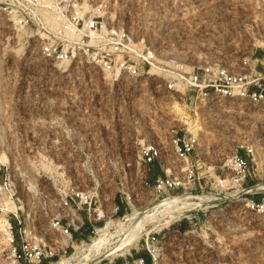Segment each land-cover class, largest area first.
Masks as SVG:
<instances>
[{"label":"rangeland","instance_id":"1","mask_svg":"<svg viewBox=\"0 0 264 264\" xmlns=\"http://www.w3.org/2000/svg\"><path fill=\"white\" fill-rule=\"evenodd\" d=\"M107 1L108 23L155 48L163 64L190 71L213 61L239 67L251 58L252 67L264 73V9L258 0ZM27 30L22 34L0 16V223L18 210L31 239L49 241L65 194L90 191L98 196L92 222L74 236L67 253L50 261L78 256L77 247L98 236L94 228L164 199L146 189L151 172L136 157L143 146L155 145L168 154V166L157 162L155 177L179 169L168 140L175 127L199 139V174L206 186L198 196L211 200L184 216L191 219L152 232L161 239L162 264H264V209L251 210L246 200L264 207V106L218 100L195 109L185 105L181 88H167L173 79L164 71L114 82L85 58L51 63ZM245 147L257 158L251 177L242 187L219 184L217 176ZM249 188L252 194H240ZM8 200L16 210L5 215ZM5 233L0 224V264H15ZM144 246L131 254L148 258Z\"/></svg>","mask_w":264,"mask_h":264},{"label":"built area","instance_id":"2","mask_svg":"<svg viewBox=\"0 0 264 264\" xmlns=\"http://www.w3.org/2000/svg\"><path fill=\"white\" fill-rule=\"evenodd\" d=\"M258 1L264 9V0ZM109 6L107 0H0V16L17 31L22 28L31 29L39 43V53L45 61L68 63L85 58L114 82L124 77L140 78L158 66L161 71L169 72L173 79L168 82L167 88L177 91L179 83L183 102L192 108L218 100L264 106V73H258L252 67L251 58L243 59L239 67L213 61L201 67H193L190 71L183 65L163 64L155 48L136 42L122 26L108 23ZM255 60L260 61L262 58ZM168 140L179 169L167 168L162 175L155 177L152 184L147 181L146 189L151 190L158 199L175 193L195 198L204 192L206 186L204 177L199 174V139L190 130L182 131L172 127L168 130ZM167 156L166 150L149 145L141 148L136 160L150 173L151 166L157 162L168 166ZM254 160L255 151L252 147H245L244 154L236 153L226 173L217 176L219 184L230 181L239 187L244 186L246 179L251 177ZM251 192L253 188L243 189L240 194L248 195ZM133 197L137 202L141 201L138 195ZM246 200L251 210L264 209L263 205L254 200ZM97 202V194L90 191H68L61 199L58 213L52 220L51 230L55 237L49 241L31 239L24 227L22 215L16 210L12 214L13 219L6 218L8 226L4 234L7 252L13 262L52 264L50 260L58 253H67L68 244L74 243L75 235H82L87 220L92 222V215L98 209ZM184 218L189 220L192 216L183 217L178 222ZM94 230L91 232L97 234L98 229ZM64 239H68V243ZM141 242L145 245L148 258L130 254L104 259L99 264H162L159 234L150 233Z\"/></svg>","mask_w":264,"mask_h":264},{"label":"bare ground","instance_id":"3","mask_svg":"<svg viewBox=\"0 0 264 264\" xmlns=\"http://www.w3.org/2000/svg\"><path fill=\"white\" fill-rule=\"evenodd\" d=\"M18 31L22 34L28 33L27 28H22ZM151 71L159 73L161 68L154 66ZM162 73L168 77L170 75L169 72ZM179 85L177 83V86ZM177 109L180 112L183 111L179 107ZM256 188H262L261 184ZM210 200L209 195L203 194L195 198L182 195L168 196L158 200L142 211L137 210L133 214L125 215L123 218L108 221L104 227L98 229V236L93 238L90 244L82 243L81 246L77 247L78 256L75 254L69 259L53 264H99L104 259L130 255L134 249L139 247L142 238L152 232L162 231L167 226L180 221L186 214L209 204ZM5 206V215L9 210H16V205L11 200L6 201ZM7 222L6 218L3 217L0 223L4 232H7ZM68 241V239H65V242L68 243Z\"/></svg>","mask_w":264,"mask_h":264},{"label":"crops","instance_id":"4","mask_svg":"<svg viewBox=\"0 0 264 264\" xmlns=\"http://www.w3.org/2000/svg\"><path fill=\"white\" fill-rule=\"evenodd\" d=\"M156 168H157V164H154V165H152L151 166V181L153 182L154 181V179H155V170H156Z\"/></svg>","mask_w":264,"mask_h":264},{"label":"trees","instance_id":"5","mask_svg":"<svg viewBox=\"0 0 264 264\" xmlns=\"http://www.w3.org/2000/svg\"><path fill=\"white\" fill-rule=\"evenodd\" d=\"M123 211H120V214H122Z\"/></svg>","mask_w":264,"mask_h":264}]
</instances>
